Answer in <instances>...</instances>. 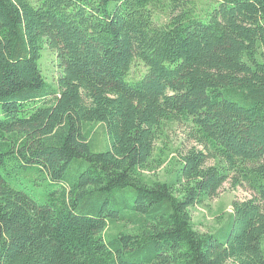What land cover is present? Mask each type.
I'll return each instance as SVG.
<instances>
[{"label": "trees", "instance_id": "obj_1", "mask_svg": "<svg viewBox=\"0 0 264 264\" xmlns=\"http://www.w3.org/2000/svg\"><path fill=\"white\" fill-rule=\"evenodd\" d=\"M177 123L172 179L148 181ZM227 182L253 197L199 232ZM0 264H264V0H0Z\"/></svg>", "mask_w": 264, "mask_h": 264}, {"label": "rangeland", "instance_id": "obj_2", "mask_svg": "<svg viewBox=\"0 0 264 264\" xmlns=\"http://www.w3.org/2000/svg\"><path fill=\"white\" fill-rule=\"evenodd\" d=\"M212 4V2H211ZM39 65L46 78L56 83L58 68L56 57L52 50L45 48L42 51ZM146 67L140 61L135 62V66L130 72V76L138 77L145 73ZM87 131L92 143V150L95 152L106 151L110 146V139L102 123H91L87 125ZM187 127L183 124H168L163 129V133L156 144V159L151 163L149 169L144 171V176L148 181L172 179L173 173H168L171 165L170 160L178 155L180 147L183 149L189 143L187 140ZM161 154V156H160ZM160 156V159L158 158ZM162 160V161H159ZM20 182L28 184L25 189L30 195L42 200L50 185L48 182L35 181L34 172H25L18 176ZM30 183V184H29ZM253 197V193L246 187H231L227 182L220 189L217 197L203 201L190 208L194 227L199 232H213L217 228L229 222L232 212V202L234 200H244ZM121 225L111 226L110 231L116 232Z\"/></svg>", "mask_w": 264, "mask_h": 264}]
</instances>
